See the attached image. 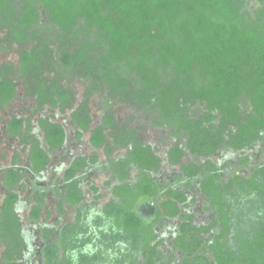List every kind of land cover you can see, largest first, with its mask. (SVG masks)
Segmentation results:
<instances>
[{"label": "trees", "instance_id": "obj_1", "mask_svg": "<svg viewBox=\"0 0 264 264\" xmlns=\"http://www.w3.org/2000/svg\"><path fill=\"white\" fill-rule=\"evenodd\" d=\"M0 30L22 47L18 73L40 108L73 107L75 81L106 113L93 127L85 100L70 116L91 155L56 166L54 156L73 154L69 135L43 119L44 139L32 138L26 163L5 170L3 264H70L64 252L86 242L72 237L87 231L80 221L94 206L124 229L100 241H128L116 264H264V0H0ZM16 95L0 64V109ZM114 103L132 110L126 122L111 114ZM25 123L11 120L8 136ZM115 126L101 161L96 151ZM147 130L177 142L162 151ZM100 172L104 202L92 180ZM25 179L29 202L18 192ZM50 195L71 219L51 221L50 209L44 219Z\"/></svg>", "mask_w": 264, "mask_h": 264}, {"label": "rangeland", "instance_id": "obj_2", "mask_svg": "<svg viewBox=\"0 0 264 264\" xmlns=\"http://www.w3.org/2000/svg\"><path fill=\"white\" fill-rule=\"evenodd\" d=\"M5 31L0 30V64L1 66L5 67L9 73V76L16 80L17 84V95L13 100L12 104L4 109H0V179L5 173V170L8 169H19L20 166H23L29 157V152L32 148L33 139H40L43 140L45 137L44 131L40 127L41 121L49 120L54 124L62 125L69 135L68 139V149L73 151V154L63 155L57 154L53 157L56 166L67 165L74 158L82 154H92L93 151L88 150V141L89 135H85L82 141L76 140V136L73 132V122L71 120V115L75 110V107L78 108L86 99L85 97V87L79 82L73 81L72 89L74 93L76 91V102H73V107L65 106L63 109L61 107H53L48 104H45L42 108H40L39 103L34 95H31L26 86L24 81L21 79V76L18 73V68L20 66V56H21V49L22 47L19 44L13 43L11 41H5ZM70 83V82H68ZM70 83V84H71ZM75 98V97H74ZM88 106L90 108L91 114L95 118V122L93 127L98 125L100 122H103V119L106 117L105 108L102 104L98 101L96 95H92L91 97L86 100ZM111 114L114 115L117 123L126 122V120L133 114L132 110L126 106L119 105L114 103L111 108ZM145 114L139 116L138 121L130 122L131 128L140 127L138 124H143L145 122ZM15 117L24 118L26 120L24 129L17 138H11L8 136L6 131V125L11 122ZM115 128H107L106 133V142L105 144L96 151L99 160L104 161L108 158V151L109 146L113 144L114 141V132ZM158 132L154 130H147L145 132L146 141L152 143L153 145L160 148V150L165 151L166 148L173 144H176L177 141L163 143L161 142L162 136L157 134ZM170 131L166 133V136L169 137ZM33 138V139H32ZM58 159L59 161H56ZM56 178L54 175V171L47 174L46 179L49 182L51 179ZM107 175L104 173H99L93 176L92 180L95 185H97L100 189L102 194H105L102 202L107 199V186L106 184ZM26 184V188L20 187L18 192L21 196L22 200L30 201L29 196L32 192V185L30 184L29 180H23ZM0 185V192H1V200L4 197V190L1 189ZM59 200L54 196L50 195L47 198V210L44 215V219L47 218L50 209L51 211V221H56L59 218L63 220L71 219L73 216V210L65 206V213L63 217H60L61 211L58 208ZM4 247L0 245V264H3L2 257H3Z\"/></svg>", "mask_w": 264, "mask_h": 264}, {"label": "clouds", "instance_id": "obj_3", "mask_svg": "<svg viewBox=\"0 0 264 264\" xmlns=\"http://www.w3.org/2000/svg\"><path fill=\"white\" fill-rule=\"evenodd\" d=\"M100 218L102 223L97 224L96 220ZM82 226L87 228L86 232H77L72 239L75 241H86L79 247L68 248L64 255L70 264H81V256H88L89 258L100 254L104 257V264H116L121 259L122 254H126L129 248L128 241L118 239L109 247H105L102 240L104 235H122L124 229L122 225L113 216H108L100 207H91L82 215Z\"/></svg>", "mask_w": 264, "mask_h": 264}, {"label": "flooded vegetation", "instance_id": "obj_4", "mask_svg": "<svg viewBox=\"0 0 264 264\" xmlns=\"http://www.w3.org/2000/svg\"><path fill=\"white\" fill-rule=\"evenodd\" d=\"M74 132V131H73ZM75 134V133H74ZM69 139V138H68Z\"/></svg>", "mask_w": 264, "mask_h": 264}]
</instances>
